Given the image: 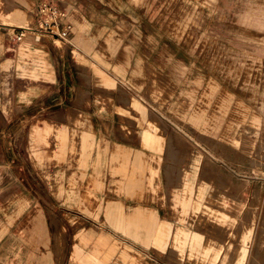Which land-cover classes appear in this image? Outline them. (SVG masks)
Returning <instances> with one entry per match:
<instances>
[{"label":"rangeland","instance_id":"rangeland-1","mask_svg":"<svg viewBox=\"0 0 264 264\" xmlns=\"http://www.w3.org/2000/svg\"><path fill=\"white\" fill-rule=\"evenodd\" d=\"M62 1L72 7L74 31L68 41L53 44L56 77L28 76L40 95L24 111L26 133L37 128L30 121L46 116L50 109L41 107L52 99L51 108L70 111L77 130L93 119L119 120L118 130L141 151L118 150L110 174L141 188L109 193L124 201L127 213L145 204L169 220L184 250L181 256L171 244L162 249L148 243L146 229L137 236L113 225L121 235L119 253L109 255L106 264H264V0ZM76 8L92 23L87 31L95 45L77 41L79 26L71 19ZM115 35L121 40L115 57H99L96 53ZM28 36L36 35L29 31ZM126 43L133 51L132 67L122 71L117 61ZM19 45L10 42L9 49L16 52ZM104 76L115 85H107ZM56 128L55 134L54 128L36 129L37 157L24 161L26 167L35 161L45 171L42 179L62 185L70 174L55 175L51 168L80 164L83 132L68 135L61 130L65 127ZM144 133L165 137L160 152L143 143ZM69 142V158L59 157ZM145 154L150 163L141 157ZM72 181L67 180L70 186ZM148 182H159L156 195L148 191ZM71 193L77 199L74 211L100 219L95 195V204L86 207L80 204L83 193ZM108 218L104 223L111 225L113 217ZM70 223L78 230L70 241L74 252L85 222L73 216ZM56 240L62 254L58 264H66L64 239ZM125 246L138 263L123 257ZM73 252L67 264H79Z\"/></svg>","mask_w":264,"mask_h":264},{"label":"crops","instance_id":"crops-1","mask_svg":"<svg viewBox=\"0 0 264 264\" xmlns=\"http://www.w3.org/2000/svg\"><path fill=\"white\" fill-rule=\"evenodd\" d=\"M41 1L0 0V95L9 99L0 100V264H58L62 254L60 255L58 251L57 237L64 239V245L61 247L66 254L64 263H68L73 252L70 241L74 233L78 231H74L70 223V218L73 216L85 222V226L81 229V243H77L78 246L73 252V258L78 260L79 264H106L105 260L109 255L115 258V255L119 253L117 242L121 236L116 227L114 229L116 225L132 230L137 236L141 234L142 229H146L145 241L162 249L171 244L177 253L183 256L184 250L179 247L176 231L173 226H170L169 220L158 217L156 211L145 204H136L134 210L127 213L124 201L115 198L114 193H109L114 190L141 188L132 187L127 182L119 181L118 176L110 174V168L113 167L112 158L118 150L128 148L141 151L136 148V143L130 142L118 130L121 125L119 120L117 122L114 118V120H108V122L103 120L99 123L93 119L90 123L88 121L86 128L77 130L72 123V114L67 108H51L53 99L43 102L41 109L50 110H47L46 116L31 120L30 125L33 124L39 129L49 127L53 130L54 128V134L56 127H65L61 130L63 134L68 135H71L74 130L82 131L79 143L80 154L77 156L80 164L51 168L55 175L62 172L70 174L71 178H66L62 185L60 182L42 179L41 174L45 171L36 166L35 161L32 162V166L30 165L31 167H26L25 157L30 156L35 159L37 157L34 153L35 148L40 145L35 140L37 128L32 131L28 129L27 133L25 130L24 111L34 103L32 101L34 97L40 95H36L39 85L29 82L28 79L29 77L46 79L56 77L55 47L53 46L56 43L42 36L45 34L39 37L28 36L17 42L15 34L18 27L29 21L31 16L35 19V13ZM60 1L62 4L65 3ZM66 3L69 4L68 1ZM70 8L72 10L71 6ZM71 19L79 26L77 41L86 45H95V41L88 36L87 31L92 23L83 13L76 8L71 14ZM10 42L20 43L16 52L9 49ZM120 45L121 40L115 35L114 39L96 54L111 60L117 54ZM132 56L131 44L126 43L118 57L117 68L122 71L131 68ZM137 68L136 66L133 70L137 71ZM104 78L107 85H115L114 79L106 76ZM12 95L15 100L10 102ZM14 110L15 114H13ZM10 126H16L12 133L9 130ZM51 139L56 147L53 135ZM142 141L147 147L160 152L165 137L160 134L144 133ZM69 151L70 142L66 143V146L63 144L57 153L59 157L63 158L66 154V158H69ZM38 152L40 154L41 151ZM146 154L141 157L150 163L147 158L151 157ZM138 165L135 162V166L138 167ZM27 170L31 171L32 178L27 176ZM90 178L94 182L88 183ZM68 179L73 180L74 185L70 186ZM158 186L159 182H148V191L156 195L155 188ZM73 190L76 194L79 191L83 193L80 204L86 207L95 204L92 197H97L95 200L102 208L99 220L72 209V205L77 200L72 196ZM98 198L103 202H99ZM106 215L113 217L110 219L112 221H109L112 222L111 225L104 223L106 219H109ZM83 246L90 252H85ZM91 250L105 254V257L100 258L97 253H91ZM124 250L128 251V254L123 255L124 258L127 256L130 262L138 263L139 258L132 253L130 246H125ZM110 264H115L114 260Z\"/></svg>","mask_w":264,"mask_h":264},{"label":"built area","instance_id":"built-area-1","mask_svg":"<svg viewBox=\"0 0 264 264\" xmlns=\"http://www.w3.org/2000/svg\"><path fill=\"white\" fill-rule=\"evenodd\" d=\"M70 11L60 0H42L32 24L18 27L15 40L22 41L30 31L38 37L41 34L48 35L55 43L68 41L74 31V25L69 20Z\"/></svg>","mask_w":264,"mask_h":264},{"label":"bare ground","instance_id":"bare-ground-1","mask_svg":"<svg viewBox=\"0 0 264 264\" xmlns=\"http://www.w3.org/2000/svg\"><path fill=\"white\" fill-rule=\"evenodd\" d=\"M26 27H28V25Z\"/></svg>","mask_w":264,"mask_h":264}]
</instances>
